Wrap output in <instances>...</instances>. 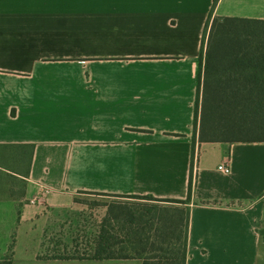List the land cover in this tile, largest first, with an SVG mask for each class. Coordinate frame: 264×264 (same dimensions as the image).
<instances>
[{
	"label": "crops",
	"instance_id": "obj_1",
	"mask_svg": "<svg viewBox=\"0 0 264 264\" xmlns=\"http://www.w3.org/2000/svg\"><path fill=\"white\" fill-rule=\"evenodd\" d=\"M214 3L0 0V146L35 147L18 198L6 179L23 177L0 162V261L12 246L13 264H42L77 223V196L90 194L164 205L179 245L187 225L185 264H264V143L193 150ZM214 17L264 21V0H218ZM222 156L229 175L218 170ZM191 181L188 204L140 199L187 201ZM145 210L83 215L105 250L95 262L129 261L124 249L146 239Z\"/></svg>",
	"mask_w": 264,
	"mask_h": 264
},
{
	"label": "trees",
	"instance_id": "obj_2",
	"mask_svg": "<svg viewBox=\"0 0 264 264\" xmlns=\"http://www.w3.org/2000/svg\"><path fill=\"white\" fill-rule=\"evenodd\" d=\"M213 9L205 28L200 68L204 80H199V94L195 106V134L193 150L200 143H264V21L214 17ZM34 146H0L4 153V169L19 175L24 187L29 177ZM15 180L16 176H10ZM187 201L159 200L155 202L188 204ZM12 197H17L11 195ZM160 236L146 237L147 244L137 247L143 264H185L187 252V225L184 245L172 244L175 225L165 226ZM161 238V245L153 242ZM100 249V248H99ZM9 259L0 264H13ZM157 261V262H155Z\"/></svg>",
	"mask_w": 264,
	"mask_h": 264
},
{
	"label": "rangeland",
	"instance_id": "obj_3",
	"mask_svg": "<svg viewBox=\"0 0 264 264\" xmlns=\"http://www.w3.org/2000/svg\"><path fill=\"white\" fill-rule=\"evenodd\" d=\"M3 183L4 180L0 178V183ZM6 182H8L9 186L7 187V192L11 193L10 195L14 196H21L23 194L24 190V183L22 182V179L16 178L13 179H6ZM5 191V193H7ZM2 194V193H1ZM72 206L75 207L73 214H71L70 218L73 220H77V223L72 224V226L69 228V232H67L66 236L64 237V240H57L56 242H59V247H57V244L49 247L48 251L45 253L42 261V264H103V263H97L95 262V258L99 257V254L103 253L105 255V250H99V248L96 249L92 244L93 236L95 233L90 234L89 233V224L85 221H80V219L83 218V215L88 220V215L90 213L89 209L92 207H113V206H124L125 208L132 207L134 209L140 208V209H146V222L144 224L143 228V234H146V237L149 235L150 237L154 238L156 236H160V230L164 231L165 226H169L171 224H174V222L164 223L161 221V216L165 217V215H162V208L159 204H149V203H143L141 201L135 200H124L119 198H108V197H100L90 194H81L77 196L75 199L74 204ZM153 212L156 213V215H153ZM161 212V213H159ZM151 217H149V216ZM165 224V225H163ZM175 225V224H174ZM138 225H136L137 227ZM176 227V225H175ZM177 228V227H176ZM166 230V229H165ZM142 232V229L141 231ZM152 232V233H151ZM92 236V237H91ZM141 237V236H140ZM183 233L180 231L179 234L177 230L175 229V236L173 239L170 240L172 244H177L178 238H182ZM147 240L145 241L140 240V243L145 245ZM153 242H157L158 245H161V238L153 240ZM134 243H137V241ZM131 246L130 248L124 249V254H128L129 261L124 262L122 264H143V259L141 260L139 258V255L137 254L136 249L137 247L141 246ZM97 250V251H96ZM129 250V251H125ZM121 250H118L117 253H120ZM138 258L141 260L138 261ZM157 262V261H155ZM116 264V263H115Z\"/></svg>",
	"mask_w": 264,
	"mask_h": 264
},
{
	"label": "built area",
	"instance_id": "obj_4",
	"mask_svg": "<svg viewBox=\"0 0 264 264\" xmlns=\"http://www.w3.org/2000/svg\"><path fill=\"white\" fill-rule=\"evenodd\" d=\"M218 170L223 172L226 175L231 174L232 172V165L231 160L227 156H222L221 164L218 166ZM36 200H33L32 203L34 204Z\"/></svg>",
	"mask_w": 264,
	"mask_h": 264
}]
</instances>
